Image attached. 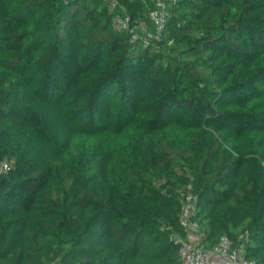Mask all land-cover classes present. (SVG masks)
I'll return each instance as SVG.
<instances>
[{
	"label": "trees",
	"instance_id": "1",
	"mask_svg": "<svg viewBox=\"0 0 264 264\" xmlns=\"http://www.w3.org/2000/svg\"><path fill=\"white\" fill-rule=\"evenodd\" d=\"M108 6L0 0V264H181L182 190L264 264V0H174L148 43Z\"/></svg>",
	"mask_w": 264,
	"mask_h": 264
},
{
	"label": "built area",
	"instance_id": "2",
	"mask_svg": "<svg viewBox=\"0 0 264 264\" xmlns=\"http://www.w3.org/2000/svg\"><path fill=\"white\" fill-rule=\"evenodd\" d=\"M109 11L113 12L112 23L114 26L129 35L131 41L140 39L148 43L159 39L169 18L167 7L174 0H148L153 5L146 14V20L131 18L125 11L118 10L116 0H105ZM9 168L7 162L0 164V171ZM181 208L179 224L181 231L171 234L173 244L181 264H255L254 260L245 256V246L249 242V234L246 230L239 233L233 240L227 235H221L212 250H203L200 244V228L198 221L194 218L195 197L189 191H180ZM217 257L215 262L211 255ZM50 264H59L53 261Z\"/></svg>",
	"mask_w": 264,
	"mask_h": 264
},
{
	"label": "crops",
	"instance_id": "3",
	"mask_svg": "<svg viewBox=\"0 0 264 264\" xmlns=\"http://www.w3.org/2000/svg\"><path fill=\"white\" fill-rule=\"evenodd\" d=\"M211 258L215 261V262H217L218 261V259H217V257L216 256H214L213 254L211 255Z\"/></svg>",
	"mask_w": 264,
	"mask_h": 264
},
{
	"label": "water",
	"instance_id": "4",
	"mask_svg": "<svg viewBox=\"0 0 264 264\" xmlns=\"http://www.w3.org/2000/svg\"><path fill=\"white\" fill-rule=\"evenodd\" d=\"M202 249H203V250H205V248H204V247H203Z\"/></svg>",
	"mask_w": 264,
	"mask_h": 264
}]
</instances>
